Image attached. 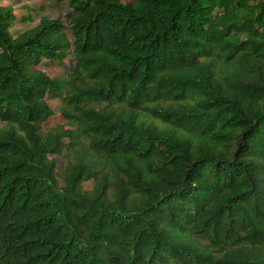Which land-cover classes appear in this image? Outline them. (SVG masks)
<instances>
[{
    "label": "trees",
    "instance_id": "trees-1",
    "mask_svg": "<svg viewBox=\"0 0 264 264\" xmlns=\"http://www.w3.org/2000/svg\"><path fill=\"white\" fill-rule=\"evenodd\" d=\"M7 1L0 264H264V0Z\"/></svg>",
    "mask_w": 264,
    "mask_h": 264
},
{
    "label": "rangeland",
    "instance_id": "rangeland-1",
    "mask_svg": "<svg viewBox=\"0 0 264 264\" xmlns=\"http://www.w3.org/2000/svg\"><path fill=\"white\" fill-rule=\"evenodd\" d=\"M5 3L11 4L16 8L15 11L18 20L13 27V31L16 33L24 32L35 27L39 24L42 17H48L51 19L60 18L64 23H66L65 3H55L50 0H8ZM67 64L68 59L62 63L44 61L39 68L51 77H59L64 75L65 65ZM50 104L55 111V115L49 120L48 126L54 127L56 125L64 124L65 120L60 116L59 112V100H50ZM89 186L90 184L87 185L88 188Z\"/></svg>",
    "mask_w": 264,
    "mask_h": 264
}]
</instances>
